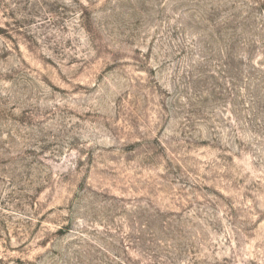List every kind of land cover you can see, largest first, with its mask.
<instances>
[{
  "label": "rangeland",
  "instance_id": "374dc122",
  "mask_svg": "<svg viewBox=\"0 0 264 264\" xmlns=\"http://www.w3.org/2000/svg\"><path fill=\"white\" fill-rule=\"evenodd\" d=\"M0 264H264V0H0Z\"/></svg>",
  "mask_w": 264,
  "mask_h": 264
}]
</instances>
